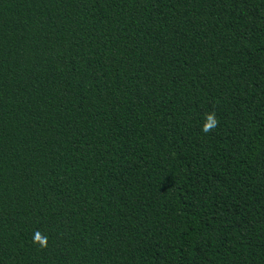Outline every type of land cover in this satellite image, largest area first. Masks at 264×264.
Segmentation results:
<instances>
[{"label":"trees","instance_id":"obj_1","mask_svg":"<svg viewBox=\"0 0 264 264\" xmlns=\"http://www.w3.org/2000/svg\"><path fill=\"white\" fill-rule=\"evenodd\" d=\"M0 264H264V0H0Z\"/></svg>","mask_w":264,"mask_h":264},{"label":"clouds","instance_id":"obj_2","mask_svg":"<svg viewBox=\"0 0 264 264\" xmlns=\"http://www.w3.org/2000/svg\"><path fill=\"white\" fill-rule=\"evenodd\" d=\"M219 125V120L216 117L215 111L206 112L204 114V121L201 126L202 132L205 134L213 131ZM34 243H38L41 247H47L48 238L37 231L34 235Z\"/></svg>","mask_w":264,"mask_h":264}]
</instances>
